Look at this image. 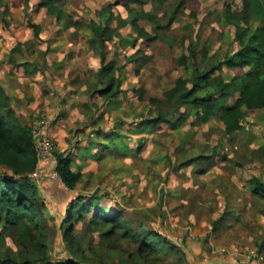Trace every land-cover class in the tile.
<instances>
[{"label":"rangeland","instance_id":"1","mask_svg":"<svg viewBox=\"0 0 264 264\" xmlns=\"http://www.w3.org/2000/svg\"><path fill=\"white\" fill-rule=\"evenodd\" d=\"M114 1L56 0L64 11L59 20L41 0H0L1 85L34 138L44 135L53 145L44 162L49 167L38 164L32 179L47 205L48 264H86L80 252L99 243L86 223L76 225L77 256L63 239L66 208L80 194L122 209L135 231L143 224L157 232L181 250L186 264H264V200L250 184L254 177L264 183V111L245 110L244 130L230 137L218 118L204 123L192 114L183 121L164 97L192 69L238 52L237 27L264 29V19L250 18L252 11L264 18V0H187L179 11V0L130 4L153 40L124 25L132 14L115 5L105 63L91 44V26L107 25L99 12ZM190 48L195 57L188 69L180 60ZM110 62L121 86L105 98L98 94L105 86L99 71ZM243 72L224 65L221 74L230 80ZM161 113L171 121L158 123ZM39 122L47 124L36 137ZM59 154L71 157L82 181L55 196ZM6 243L14 248L9 237ZM136 250L122 242L113 257L119 262ZM176 260L165 254L161 264Z\"/></svg>","mask_w":264,"mask_h":264},{"label":"trees","instance_id":"2","mask_svg":"<svg viewBox=\"0 0 264 264\" xmlns=\"http://www.w3.org/2000/svg\"><path fill=\"white\" fill-rule=\"evenodd\" d=\"M41 1L51 14H56L59 20L63 18L64 11L58 8L56 0ZM137 2L142 3L141 0H115L99 12L107 25L91 26L93 35L91 44L98 46L96 48L102 62L106 63V41L113 33L108 24L113 19L112 8L115 5L124 4L132 14L130 20H122L124 25L130 23L141 38L154 39L139 26L140 18L129 6ZM186 2L187 0H179L176 10L183 8ZM249 2L252 3L253 0ZM250 8L248 11H252ZM262 14L263 12L252 11L250 18L263 20ZM247 18L243 20L248 22ZM172 21L173 19L168 25ZM32 27L35 36L38 37L39 26ZM237 37L241 47L238 52L225 56L220 61L207 63L204 69L200 67L192 69L190 78L177 79L174 86L164 93L167 106L175 108L183 121L192 114L200 117L204 123L218 118L224 125L225 134L230 137L244 130L245 110L257 114L264 111V29L237 27ZM191 48L189 56L183 55L180 60L188 69H191L189 63L194 62L195 57ZM224 65L231 70L242 69L244 72L240 76L226 80L221 74ZM114 67V62H110L99 71L101 82L105 86L98 90V94L105 98L120 91L121 79H116L112 75ZM236 94L238 96H235ZM231 100L233 101L230 102ZM156 121L160 123L171 120L165 113H161ZM262 151L264 153V146ZM57 159L56 173L60 180L55 183L59 187L56 184L53 186L59 189L54 194L53 188L52 195L60 196L58 193L60 189L75 191L82 181V174L72 169L71 157L64 158L59 154ZM38 164L37 144L31 127L22 123L12 105V98L0 81V168L4 170L0 172V226L4 230L0 236V264L49 262L47 205L40 197L39 187L30 178L37 170ZM250 184L253 193L264 200V183L254 177ZM66 210L68 212L64 215L60 228L63 239L72 249L73 255L77 256L81 248L79 237L76 235L78 223H86L92 232L99 233L98 244L93 246L90 244L87 251L81 248L82 261L86 264L88 261H97L98 264H161V257L170 253L177 256V264H186V256L180 249L157 232L144 228L143 224L141 231H135L130 227L124 211L118 207L107 208L102 204L101 197L93 196L87 199L80 194ZM7 237L12 240L14 248L7 245ZM127 241L136 245L137 250L135 253H127L126 257L117 262L113 257L114 252L119 251L120 244Z\"/></svg>","mask_w":264,"mask_h":264},{"label":"built area","instance_id":"3","mask_svg":"<svg viewBox=\"0 0 264 264\" xmlns=\"http://www.w3.org/2000/svg\"><path fill=\"white\" fill-rule=\"evenodd\" d=\"M40 123V122H39ZM47 122H41L38 126L34 127V135L37 137V134L44 131V128ZM41 126V129H39ZM39 131V132H38ZM34 137V136H33ZM37 144V155L39 158V165H43L45 161H48L52 158L53 145L48 140L46 136H42L40 139L34 138ZM39 172H36L30 176L31 179L38 177Z\"/></svg>","mask_w":264,"mask_h":264},{"label":"crops","instance_id":"4","mask_svg":"<svg viewBox=\"0 0 264 264\" xmlns=\"http://www.w3.org/2000/svg\"><path fill=\"white\" fill-rule=\"evenodd\" d=\"M3 75H5V73H3L2 75H1V73H0V76L2 77ZM43 167H49V163H44L43 165H42V168ZM58 186V185H57ZM59 187V186H58ZM58 189L59 188H57L56 186L54 187V194H56V192L58 191ZM58 194V193H57Z\"/></svg>","mask_w":264,"mask_h":264}]
</instances>
